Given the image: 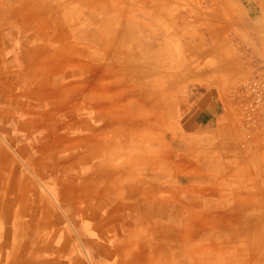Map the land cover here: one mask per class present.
Returning a JSON list of instances; mask_svg holds the SVG:
<instances>
[{"label":"rangeland","instance_id":"1","mask_svg":"<svg viewBox=\"0 0 264 264\" xmlns=\"http://www.w3.org/2000/svg\"><path fill=\"white\" fill-rule=\"evenodd\" d=\"M21 1L0 0V121L8 128L4 134L10 133L17 144L9 145L0 133V213L2 208L14 212L20 204L23 210L18 211L30 219L27 232L34 239L57 236L61 244L65 241L54 261L48 258L54 253L45 254L46 264H81L73 263L74 255L84 264L104 263L92 247L85 251L72 228L79 207L63 204L75 202L71 194L89 173L98 174L87 185L90 195L102 187L111 198V193L144 189L154 192V207L168 206L154 208V217L180 235L173 237L168 264H264V123L244 124L233 96L264 60L251 53L255 39L248 20L254 11H248L247 1L25 0L28 14L7 8ZM35 13H50L49 27L38 28L45 18L33 19ZM92 15L96 22H85ZM98 34L109 43H97ZM47 38L56 41L46 44L47 56H54L63 73H72L54 89L64 99L82 103L74 109L77 114L61 109L58 100L28 98L51 95L46 83L40 96L32 94L24 78L33 71L34 50ZM107 95L117 107H132V113L97 128L108 132L91 134L97 121L90 118L97 109L95 99ZM215 100L229 112L217 122L203 114L206 103ZM52 106L54 112L47 114ZM146 109L151 123L144 118ZM75 116L72 134L80 128L83 132L66 144L52 143V132L57 128L52 136L61 140L59 133L67 132V122ZM192 118L195 127L188 129ZM238 139L241 148L245 141L253 147L247 194L231 188L236 153L231 143ZM136 158L146 160L135 167ZM149 162L154 168L146 170ZM185 232L189 234L181 238ZM3 257L0 250V264Z\"/></svg>","mask_w":264,"mask_h":264},{"label":"bare ground","instance_id":"2","mask_svg":"<svg viewBox=\"0 0 264 264\" xmlns=\"http://www.w3.org/2000/svg\"><path fill=\"white\" fill-rule=\"evenodd\" d=\"M2 1L6 2V0ZM5 7L4 5L2 10H5ZM7 8L12 10L19 8L24 14H28L29 12L27 11L28 5L25 0L15 6L11 5ZM37 16H42L43 20L45 18L44 24L43 22L37 24L38 28L45 30V28L49 27L47 25L51 21L50 13L41 15L35 13L33 19ZM94 17L96 16L92 15L89 16V18L87 16V19L84 20L85 22L88 20L96 22V18ZM98 35L101 37H99L100 39L97 40V43L100 41L101 46L104 42L109 43V40L106 39L103 34ZM50 42L54 43L56 41L50 38L43 39L40 47L37 48L36 51L34 50V54L30 57L31 67L29 69H33V71L25 75V77L23 76L26 79V88L28 91L30 90L32 94L40 96L42 93V84L46 83V89L50 90L52 96L59 95L58 99L53 98L54 103L58 100L61 109L62 107L65 109L67 108L73 113V109H75L74 106L76 105V107H78L79 104L82 103L74 104L72 100L64 99L62 97V92L56 91V85L60 83L57 81L62 80L65 76L72 73H63V69L59 70V68L61 69V65L55 62L54 56H47L50 45L46 44H50ZM105 55L108 57L112 56L109 52H106ZM24 63H26V59ZM125 66L127 65L125 64ZM55 71L56 77L53 76ZM125 81L126 79H123V82ZM131 81L134 82L135 78L131 79ZM54 86H56V89H54ZM103 91L107 92L108 89H104ZM115 98L118 99L119 97L116 96ZM46 100L49 99L46 98ZM95 100L97 101V109L94 108L95 111L91 112L90 118H97L94 125L96 131L97 128H101L103 125L105 126L106 123L113 124V120L118 117L120 120H124L123 118H125V116L132 113V107H117L115 104L116 101H114L111 96L107 95L104 99L100 96ZM120 108L121 113L116 111ZM74 113L77 114L76 111H74ZM144 115V118H148L149 123H151V114L147 109ZM89 122L90 120L87 116L86 123ZM77 124V119H74L71 123L67 122V132L63 135L64 140L72 135ZM149 130L147 129L145 131L149 132ZM8 135L10 134H7V139L12 142L13 138H9ZM130 138L133 139V134L130 135ZM52 140H54L53 136ZM149 149L151 148L149 147ZM145 160L146 159L136 158L134 159L133 166L136 167L137 162L141 163ZM148 164L146 170L154 168L151 162ZM117 173V171L114 172V174ZM97 175L96 173L85 175L86 178L81 182L79 190L76 192L77 195L76 193L71 194L72 197L75 196V202L67 204V202L64 203L63 201L65 207L73 206L72 204L79 207L78 217L76 220L71 219V224L72 228L78 230L77 233L80 240L83 241L85 251H87L86 248L92 247L94 253L98 255V258L104 260L102 264H161V262H159L161 257L162 259L165 257L163 261L161 260L162 264H168L166 259L168 258V253L171 252L170 249L171 242L174 240L173 237L177 234L176 238H179L180 235H178V233L174 235L170 230L167 219H165L167 223H164L160 218L154 217V208L166 209L168 206L160 204L154 207V201L151 199L154 192L144 191V189L135 188L130 192L122 194V196L119 192L111 193L114 195V197L111 198V195L107 194V191H105L106 187H102L97 194L90 195L86 192L87 185L89 181ZM2 201L3 199L0 201V204H2ZM139 202H145L149 207L147 208L146 205L140 207V204H138ZM18 208L19 206L17 209ZM4 209L5 208H2L0 213V219L4 221L2 223L0 222V250L4 252L3 264H46L47 259L44 258L46 256L45 254L50 255L54 253V255H52L53 258L48 257L52 261L58 257L59 250L62 249L65 241L61 244L57 236H55L54 239L46 238L42 241L40 238L34 239L30 232H26L30 227L31 221L29 218L26 219V221L24 217L21 218L20 212L18 211L21 209L19 208L14 212L11 211L9 214L5 212ZM70 216L73 217L72 215ZM32 219H35V217H32ZM5 220L7 221L5 222ZM40 221H42V219H40ZM188 234V232H185L181 235V238L186 237ZM92 236H95V239H93ZM77 261L84 264L74 255L73 263ZM70 263H72V261ZM95 264L100 263L97 261Z\"/></svg>","mask_w":264,"mask_h":264},{"label":"crops","instance_id":"3","mask_svg":"<svg viewBox=\"0 0 264 264\" xmlns=\"http://www.w3.org/2000/svg\"><path fill=\"white\" fill-rule=\"evenodd\" d=\"M244 1H247V3L250 6L248 8V11L249 12L254 11L253 18L248 20V22L250 23V30H249V32L252 34V37H254V39H255V43H253V45L250 47L251 53L254 56H256L257 58H261L262 59V58H264V0H244ZM24 95H23V97H24ZM47 96H44V97L40 96V97L36 98V96L28 95V98L29 97L30 98H33L37 102H41L43 100L45 101L46 98H48L49 100L52 101V99L54 98V97H50L49 94H47ZM25 98L28 99L27 97H25ZM58 98H59V96L56 97L55 99H58ZM214 102H215L214 104H212L211 102L206 103V105L204 106V112H203V114L206 115V117L207 116L208 117H211V116L214 117L213 118L214 119V122H217L218 118L222 119L223 117L227 116L229 112L227 110L226 111L225 110L223 111V109L221 107L222 105L221 104L220 105L218 104V102H219L218 100H215ZM24 104L25 103L23 102L22 103V106ZM75 104H77V103H75ZM52 108H53V106L51 108H49V110H51V111L50 112H47V114L48 113H51V112H54V109H52ZM74 108H77L76 105L74 106ZM73 111H74V109H73ZM218 112L220 113L219 114L220 116L218 115ZM78 113L80 114V112H78ZM24 114L25 115L31 114V112L24 113ZM52 117H54V116H52ZM78 117H79V115H78ZM78 117L75 116L74 119H78ZM26 118L27 117L24 116L22 119L25 120ZM53 119L55 120V118H53ZM123 119L126 120V118H123ZM193 120H194V118H192V121H191L192 123L190 122L191 125L188 127V129H193L195 127L194 126V123L195 122H193ZM0 122H1L0 123V128H1L0 129V133L4 134V131L7 130L8 128H6L3 125V124H5L4 121H0ZM16 123L19 124V122H16ZM197 123L199 124V122H197ZM209 127H211V126H209ZM209 127H207V128H209ZM82 129L83 128H80V131L76 132L75 134H72L66 140L63 139V131L61 130V132L59 134H60L62 140H52V135H55V133L58 134L57 128H56L55 132H52V134L50 135V141L52 143H58L59 142V143H65L66 144V142L71 141L73 137H75V136L79 135L80 133H82L83 132ZM90 131H91V134H96V135H99V134L108 132V131H104V130L103 131L89 130V132ZM7 134L8 133H6V132L4 134L6 136V139H5L6 142L9 145H15L16 146L17 144H15V142H16L15 139L11 143L7 139ZM108 134H107V137H108ZM10 136H11V134H10ZM119 143H120V141H119ZM224 143H225V141H222V143H220V145L221 146H226V143L225 144ZM227 144H229V143H227ZM231 144H234V147L236 148V150H235L236 151L235 157L232 158L233 160H235V162H234L235 166L234 167L232 166V168H231L232 169V174L230 176V177L235 176V177H232V178H235V181H233L234 179H231V182H232L231 183L232 184L231 185L232 192L237 193V194H247V193H249V185H248V182H247V180H248V174H247L246 170L248 168L247 165H249V162L251 160V159H249L248 152L249 151L252 152L253 151V147H252L250 141H245L244 142V144H246L245 148H241L239 146V144H240V140L239 139L238 140H234ZM119 145H121V149L125 148V147H123V145L121 143ZM131 145H133V143H131ZM131 145L128 144V147L131 146ZM232 147H233V145H232ZM262 147H264V145H262ZM226 152L227 151L225 150V148L221 149L220 155H221V158L222 159L225 157ZM25 160H26V158H25ZM224 165L225 164H223V167L221 166V168H224L225 169V166ZM224 185H225V183H224ZM12 191H13V193H15V190L14 189H12ZM19 205L20 204H18V206ZM19 208L21 210H23V206L22 207L19 206ZM23 213L24 212H22V216H23ZM27 231H28V229H27Z\"/></svg>","mask_w":264,"mask_h":264},{"label":"built area","instance_id":"4","mask_svg":"<svg viewBox=\"0 0 264 264\" xmlns=\"http://www.w3.org/2000/svg\"><path fill=\"white\" fill-rule=\"evenodd\" d=\"M233 96L238 100L244 124L257 127L264 123V60L257 64L250 78L234 91Z\"/></svg>","mask_w":264,"mask_h":264}]
</instances>
